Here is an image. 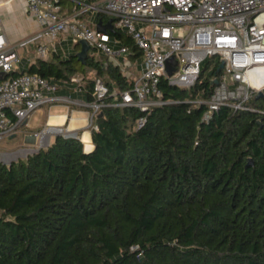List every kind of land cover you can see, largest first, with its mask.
Listing matches in <instances>:
<instances>
[{
    "label": "trees",
    "instance_id": "obj_1",
    "mask_svg": "<svg viewBox=\"0 0 264 264\" xmlns=\"http://www.w3.org/2000/svg\"><path fill=\"white\" fill-rule=\"evenodd\" d=\"M110 34L141 54L123 30ZM53 54L26 71L82 75L87 99L96 77L108 102L114 84L132 87L107 56ZM216 71L191 88L162 80L175 101L149 113L104 106L90 150L56 134L27 158L0 156V264H264V97L249 102L258 110L223 106L205 119L189 99L211 94Z\"/></svg>",
    "mask_w": 264,
    "mask_h": 264
},
{
    "label": "built area",
    "instance_id": "obj_2",
    "mask_svg": "<svg viewBox=\"0 0 264 264\" xmlns=\"http://www.w3.org/2000/svg\"><path fill=\"white\" fill-rule=\"evenodd\" d=\"M70 1L74 6L66 11L62 0H25L27 13L38 22L39 28L15 43L10 42L1 28L0 14V72L3 74L0 79V142L27 126L36 109L52 104L87 108L89 128H97L95 118L107 105L137 106L149 113L155 106L175 101L163 97L162 80L180 88H191L203 76L202 63L207 59L214 61V69L217 67L210 76L213 90L208 97L189 99L196 106L206 105L205 119H210L223 106L234 111L259 109L249 102L260 91L264 97V0ZM88 12L106 16L103 23L113 19L115 31L123 30L141 52V72L130 78V89L114 87L112 102L107 101L111 86L102 77L94 79L92 98L83 100L71 93H58L60 88L75 80L79 83L77 89H82L83 76L59 82L39 72L20 69L19 48L42 40L36 47V54L47 58V42H56L67 35L75 43L86 39L93 56L103 53L115 65L129 71L133 66L127 61L133 54L130 47L110 31H97V23L82 16ZM53 51H56L55 45ZM221 62L224 66L219 70ZM16 70L19 73L13 75ZM216 79L218 84L214 82ZM146 121L145 115L139 116L137 128ZM70 133L73 132L65 125L46 123L30 131L28 136L37 139L40 147H45L52 136ZM6 153H0L4 162Z\"/></svg>",
    "mask_w": 264,
    "mask_h": 264
},
{
    "label": "crops",
    "instance_id": "obj_3",
    "mask_svg": "<svg viewBox=\"0 0 264 264\" xmlns=\"http://www.w3.org/2000/svg\"><path fill=\"white\" fill-rule=\"evenodd\" d=\"M64 8L66 11H69L73 8L74 3H72L70 0H64ZM0 14L3 19L6 20L10 24V20L19 22V27L15 29V32L10 31V27L8 24L2 23V29L6 32L7 37L10 39L11 43H15L27 36L32 35L34 31H36L39 28L38 22L35 21L33 17H30L26 10V4L25 0H0ZM83 17L92 19L94 22V15H90V13H84ZM7 29V31H6ZM21 35V39L16 40L17 35ZM72 37L70 36H61V38L57 39L56 42H51L49 40L48 43V57L44 59H48L54 55L53 53H58L57 49V43L59 41L65 42L66 40H71ZM16 40V41H15ZM42 40H37L35 42H32L29 45H26L21 48H25V55L21 61L20 69L22 70H28L30 66L38 59L41 58L36 54V47L38 43H40ZM56 47V51H53V47ZM75 46H79V43H75ZM20 49V48H19ZM138 52V51H137ZM59 54V53H58ZM99 53H96L95 57L99 58ZM106 57V56H105ZM121 60L126 61V58L121 57ZM127 61H130L133 66L129 68L128 70L122 69L129 78H132L135 74H139L141 72V54H135L128 56ZM126 61V62H127ZM134 69V71H133ZM131 74H133L131 76ZM82 77V75H78ZM59 81L60 80H56ZM112 81V80H111ZM85 84V81H84ZM83 83L81 84L82 89H77V86L73 85L71 82L68 83L67 87H62L59 89L58 93L60 94H67L71 93L73 97L78 99H87L88 93H87V87ZM114 84V83H113ZM114 87L115 84L113 85ZM87 116H88V110L87 108H81L75 105H66V104H52L51 106H48L47 111L45 113L43 122L40 124H36L34 127H31L28 133L24 136L25 141L29 140L30 143L35 144L37 142V139L31 138L28 136L30 131H35L41 127H43L46 123L49 124H56V125H65L67 128L70 129L72 132H77L78 136L83 139V135L86 134L87 137L91 140L92 146L91 149L94 147L91 131L89 127H87ZM30 124V122H29ZM54 136L51 137L49 144L52 143L54 140ZM84 140V139H83ZM48 144V145H49Z\"/></svg>",
    "mask_w": 264,
    "mask_h": 264
},
{
    "label": "rangeland",
    "instance_id": "obj_4",
    "mask_svg": "<svg viewBox=\"0 0 264 264\" xmlns=\"http://www.w3.org/2000/svg\"><path fill=\"white\" fill-rule=\"evenodd\" d=\"M3 24L5 26V24H8L10 27V31L15 32V29L19 27V22L16 21L14 23V21L10 20V24L3 19ZM17 30V29H16ZM7 31V29H6ZM21 35L18 34L16 37V40L21 39ZM15 40V41H16ZM57 49H58V53L62 56V57H68L70 54H77V52L80 50V48L78 46H75V41L73 39L66 40L65 42L59 41L57 43ZM25 48H20L19 49V54L21 55L22 59L25 55ZM99 57H104L105 55L100 54L98 55ZM209 61L207 62H203L202 66H203V76L207 77L209 76L213 70H214V61H212L211 59H208ZM134 71V69H133ZM85 81V80H84ZM84 81H81L80 84H84ZM73 85L77 86L79 85V83L75 80V81H70ZM48 106H42L38 109H36L30 116L28 122H30V124H28L27 126H24L22 128L21 131L18 132L17 135L10 137V138H4L1 142H0V153L2 151H7V153L5 154V160L7 163H10L12 161H17L19 159L22 158H27V156L29 154H32L35 152V150H37V148L40 147V142L37 141L35 142V144H32L29 142V140L25 141L24 136L28 133V131L30 130L31 127H34L36 124H40L43 122L45 113L47 111ZM48 144V141L46 140L45 145ZM44 145V146H45Z\"/></svg>",
    "mask_w": 264,
    "mask_h": 264
},
{
    "label": "water",
    "instance_id": "obj_5",
    "mask_svg": "<svg viewBox=\"0 0 264 264\" xmlns=\"http://www.w3.org/2000/svg\"><path fill=\"white\" fill-rule=\"evenodd\" d=\"M96 29L97 31L101 30V31H115L114 29V24H113V19H109L107 23H103L102 20L99 21V23H97V26H96ZM79 46H80V50L77 52V56H78V59L82 62V63H86L87 62V58L89 56V50L91 49V46L90 44L88 43V41L86 39H82L80 42H79ZM223 62L220 63L219 65V70L223 67ZM175 70V68H174ZM173 69L170 70V73H172ZM3 78V74L2 72H0V79ZM218 79H216L214 82L216 84H218ZM260 97H263V92L260 91L257 95H256V98H260ZM102 112L99 114L101 116ZM69 136H74V137H79L77 132H73V133H70ZM87 150V149H85ZM251 162V161H250Z\"/></svg>",
    "mask_w": 264,
    "mask_h": 264
},
{
    "label": "bare ground",
    "instance_id": "obj_6",
    "mask_svg": "<svg viewBox=\"0 0 264 264\" xmlns=\"http://www.w3.org/2000/svg\"><path fill=\"white\" fill-rule=\"evenodd\" d=\"M83 142H84V144H85V149H87V150H90L91 149V146H92V143H91V140L89 139V137H87V135L86 134H84L83 136Z\"/></svg>",
    "mask_w": 264,
    "mask_h": 264
}]
</instances>
